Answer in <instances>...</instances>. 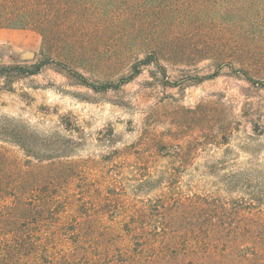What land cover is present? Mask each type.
Listing matches in <instances>:
<instances>
[{
	"label": "rangeland",
	"instance_id": "374dc122",
	"mask_svg": "<svg viewBox=\"0 0 264 264\" xmlns=\"http://www.w3.org/2000/svg\"><path fill=\"white\" fill-rule=\"evenodd\" d=\"M79 5L52 16L37 75L15 67L42 59L41 36L0 28L15 264H264V66L180 23L174 51L155 46L141 1Z\"/></svg>",
	"mask_w": 264,
	"mask_h": 264
},
{
	"label": "trees",
	"instance_id": "16d2710c",
	"mask_svg": "<svg viewBox=\"0 0 264 264\" xmlns=\"http://www.w3.org/2000/svg\"><path fill=\"white\" fill-rule=\"evenodd\" d=\"M140 1L145 4L146 10L152 12L148 21L163 26L152 35L156 37L152 39L155 46L162 47L160 42H163L164 49L174 51L176 45L173 38L182 33L174 34L171 26L180 23L186 26V34L205 38L202 45L204 51L214 53L218 49L219 37L226 42L222 48L231 59L232 54L239 51L240 63H237L240 71L247 67L250 60L257 59L259 63L255 60L253 64L264 66V0H125L126 4ZM79 3L80 0H0V28L32 29L42 38L39 51L42 59L30 66L17 65L15 69L19 73L37 75L47 65L54 36L52 16L63 6L78 8ZM9 70V66H0V77L6 76ZM13 203H6L3 207L6 210L2 212L0 208V264H15L22 257L13 251L23 242L18 228L13 230L12 221L16 220L17 213ZM151 222L153 224L150 225L157 231L155 226L161 225L162 217L154 216ZM192 242L198 243L195 239Z\"/></svg>",
	"mask_w": 264,
	"mask_h": 264
}]
</instances>
